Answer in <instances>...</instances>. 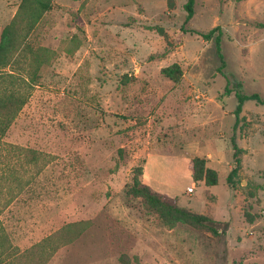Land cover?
Instances as JSON below:
<instances>
[{"label":"rangeland","instance_id":"1","mask_svg":"<svg viewBox=\"0 0 264 264\" xmlns=\"http://www.w3.org/2000/svg\"><path fill=\"white\" fill-rule=\"evenodd\" d=\"M21 1L0 0V41ZM186 2L54 0L42 16L7 68L29 95L0 141V222L19 249L72 224L47 264H264V104L235 115L237 92L264 98V0H196L188 22ZM217 26L224 66L215 37L184 30ZM150 155L176 158L151 166L163 184L196 157L218 183L153 201L132 188Z\"/></svg>","mask_w":264,"mask_h":264},{"label":"trees","instance_id":"2","mask_svg":"<svg viewBox=\"0 0 264 264\" xmlns=\"http://www.w3.org/2000/svg\"><path fill=\"white\" fill-rule=\"evenodd\" d=\"M54 0H22L18 11L12 21L6 25L2 31L0 41V84H5L3 87L4 94L0 96V141L6 135L9 128L12 126L16 118L24 106L29 101V95L22 89V85L17 84L15 79V71H7V68H11L14 65V61L19 54H22L27 50L28 39L36 26L40 22L42 16L53 8ZM196 0H187L185 9L187 11L188 22L195 14ZM187 32L193 34H200L204 39H212L215 37L216 49L222 60L223 66L225 62L223 60V54L221 50V27L217 26L208 32L199 31L197 29H184ZM216 32H218L216 34ZM174 66H169L164 69L166 75L175 81H178L179 75L176 71H173ZM35 83L31 80L25 81V86H33ZM238 86H241L238 83ZM230 90L227 89V92ZM238 105L235 110L236 124L239 123L240 114L243 111V106L248 100H256L259 103L264 104V98L258 93L243 94L237 92ZM234 149V162L235 167L232 169L228 180L231 183L234 176L239 172L241 166L240 152L241 148L236 143L235 138L232 139ZM21 148V147H20ZM21 151L24 157H36V152L31 148L22 147ZM204 159L193 158L190 163V169L195 182L205 179L207 185H217L218 175L217 172L205 166ZM138 174L142 175L144 167H138ZM133 189L143 193L147 198L156 201L158 203L168 204L167 196L153 189L148 184L143 183L138 177L133 178ZM21 187L20 191H22ZM13 197L7 200L6 205L10 204ZM169 205V204H168ZM179 212L189 216L190 218L203 222L208 220L206 216L198 215L190 210L184 208L175 207ZM72 224H67L45 237L42 241L32 245L31 247L21 250L18 246L14 245L10 241V237L6 234L1 222H0V264H47L51 258L55 255L60 246L65 245L68 242L66 229L71 227Z\"/></svg>","mask_w":264,"mask_h":264},{"label":"crops","instance_id":"3","mask_svg":"<svg viewBox=\"0 0 264 264\" xmlns=\"http://www.w3.org/2000/svg\"><path fill=\"white\" fill-rule=\"evenodd\" d=\"M169 160L176 162V158H174V157L163 156V155H150L146 161V164H145L144 179L156 191L163 193V194H166L170 197H176L178 195V193L184 192V191L188 190L189 187H192L189 185L192 183L193 179H192L191 175L187 174V179H186L185 183L180 184L178 182H173L171 180H168L169 184L161 183V181H163L159 177L161 175L159 174V176L157 178V176H155V172L153 171V169L151 170V166L154 165L156 167H160L161 165L164 164V162H169ZM149 169H150V172L148 173ZM146 176H147V179H146ZM166 178L169 179L167 176H166ZM166 178H164V179H166Z\"/></svg>","mask_w":264,"mask_h":264},{"label":"built area","instance_id":"4","mask_svg":"<svg viewBox=\"0 0 264 264\" xmlns=\"http://www.w3.org/2000/svg\"><path fill=\"white\" fill-rule=\"evenodd\" d=\"M193 191H194V187H189V188H188V192L191 193V192H193Z\"/></svg>","mask_w":264,"mask_h":264}]
</instances>
